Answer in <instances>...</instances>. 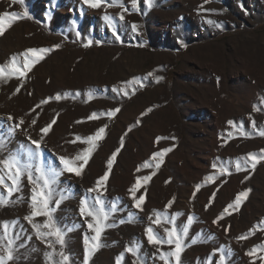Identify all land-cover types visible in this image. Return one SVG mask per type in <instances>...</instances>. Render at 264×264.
Instances as JSON below:
<instances>
[{
  "label": "rangeland",
  "instance_id": "1",
  "mask_svg": "<svg viewBox=\"0 0 264 264\" xmlns=\"http://www.w3.org/2000/svg\"><path fill=\"white\" fill-rule=\"evenodd\" d=\"M120 2L127 11L111 0L100 8L84 0H0V14H20L0 36V65L13 56L21 60L28 48L51 49L23 80L0 78V160L16 155L31 166L9 195L10 173L0 164L6 202L0 204V256L11 250L8 264H60L55 237L41 239L33 227L47 218L25 219L34 187L28 175L39 181L36 168L42 167L62 172L51 186L50 209L65 233L69 264H84L85 236L90 247L95 243L88 228L95 221L81 214V200L107 215L89 264H177L165 256L175 249L165 229H175L183 242L179 264H219L220 255L226 264H264V0H138L135 8L131 0ZM93 113L97 118L89 120ZM105 125L81 175L64 171L59 157L81 163L75 157L88 147L83 141ZM29 137H43L39 156L29 158L28 149L35 153ZM164 148L171 150L154 160ZM117 149L98 205V193L88 190L97 187ZM248 153L258 158L255 169L237 171ZM144 176L151 179L144 183ZM137 179L136 199L144 196L139 208L128 191ZM246 190L240 206L224 212ZM148 228L165 242L149 243ZM242 235L247 239H237Z\"/></svg>",
  "mask_w": 264,
  "mask_h": 264
},
{
  "label": "snow or ice",
  "instance_id": "2",
  "mask_svg": "<svg viewBox=\"0 0 264 264\" xmlns=\"http://www.w3.org/2000/svg\"><path fill=\"white\" fill-rule=\"evenodd\" d=\"M23 0H21V3ZM106 0H84V3L87 4L88 6L92 8H100L102 4H104ZM150 2V0H149ZM207 2V0H206ZM132 7L135 8L138 5V0H131ZM110 6H120L121 8H124L123 4H121L120 0H111ZM124 11H127L126 8H124ZM25 17L28 16L27 10H25L24 14ZM20 18V14L17 12H8L5 11L3 14H0V36H3L6 33L7 28L11 27V22H14ZM104 19L109 22V25L111 26V20L112 18L105 15ZM120 19L123 20L124 16L123 14L120 15ZM6 21L7 27H6ZM133 30L136 29V25H132ZM116 35V33H113ZM117 38H119L117 36ZM54 48H59V45H55ZM51 49L49 48H28L24 52L20 53L19 56L22 57L21 60L17 59V56H13L11 58V62L8 63L7 65H0V78H5L6 76L8 77H15L18 80H23L24 78L27 77L28 73H30L34 66L43 60L45 58L44 54L50 52ZM149 76L152 75V73L148 74ZM159 79V78H158ZM219 79V78H218ZM23 85H21L22 87ZM20 91V87L16 89V92ZM127 95L128 93L125 91L124 93ZM61 97L57 95L55 97L56 100H59ZM51 99V98H49ZM48 101H42V103H47ZM39 107V105H37ZM120 111L119 108H116L114 110H111L107 113L109 117L114 116L116 113ZM148 111H151V109H148ZM143 115V114H142ZM97 115L96 113H93L91 116L88 117L89 120L96 119ZM8 120H14V118L9 115ZM24 121L23 119L20 120L19 124H16L15 127L18 128L20 127L21 124H23ZM36 123L35 120L32 121V124L34 125ZM56 123V119H53L50 123H48L44 128L41 129V132L44 134H47L48 131L52 128V126ZM232 121H229V124H232ZM253 127H255V122H253ZM105 128L100 127L96 132L95 135H90L86 138V140L83 141V143L87 144L88 147L82 149V152L75 157L76 161H81V163L77 164L74 166V161L72 158H66L64 156L59 157L60 164L63 167V170L68 172V173H74L76 176H80L82 173V169L85 164L88 163V160L92 153L95 151L97 147V141L102 139L104 134H105ZM241 135H245L244 133H241ZM260 136H264V131L259 132ZM175 139V137H172ZM31 145H34L35 147V153L32 152L31 149H28V156L31 158L33 155L39 156V154L42 151V142H43V137L41 139H32L31 137L28 138ZM80 137H77V140H80ZM162 139L161 137H157V141ZM75 143V141H73ZM123 144V138L121 139V145ZM170 148H164L160 152L153 153V159L162 161V157L165 153L170 151ZM264 151V150H262ZM117 152H119V149L116 150V152L112 153L111 158L107 161V168L108 171L104 173L102 177H100L96 184L97 187L93 189H89V192L96 191L98 193V197L95 200V203L100 205L102 204V200L99 199V189L104 185V182L108 180L109 172L112 168L113 161L116 158ZM240 161H243L241 163ZM258 158L256 157L255 154L253 153H248L246 157H241L237 163H236V170H247L249 167L252 169H255L257 163H258ZM0 164L3 165V168L7 170L10 173V179L12 180V186L7 187V192L9 195L13 192L15 188L18 187L17 181L21 176V173L24 169H30V165H22L21 160L19 156L12 155L9 156V158L0 160ZM150 165L148 162H145L143 167H149ZM157 168L160 166V162H157L155 165ZM215 168L216 165H213ZM15 170V171H13ZM139 170V169H138ZM227 170L222 169L220 174L223 175ZM36 172L39 173V181H42V184L34 180L31 173L29 172L28 175V180L29 182L34 184V187L32 189L33 195L31 197V216L25 217V219H28L30 223H32V217H46L47 220L43 225L40 224H33V227L36 229L38 237L41 239H44L45 237H55V243L59 244L61 246V251L58 253L60 257V264H69V256L65 254L63 251V247L65 246V233L62 232V230L59 227H56L55 224L53 223V218H52V213L50 209V202L52 200V191H51V186L56 183L58 177L62 175L61 171L58 170H52L50 173H46L42 167H37ZM151 179V176H144L143 181L144 183H147ZM206 180L212 181L214 180L213 176H208L205 178ZM247 179V177H245ZM0 185H4V177L0 176ZM141 181L140 179H137L136 183L128 190L130 194H132L133 199H136V192L138 189L141 187ZM197 190H199V185L196 186ZM248 195V191H242L237 194L235 197L234 204H229L225 207L224 212H228L230 208L236 207L238 208L241 204L242 199L246 198ZM215 196V193H213V198ZM211 199V198H210ZM144 200V196L141 195L138 199H136V207H140L141 202ZM60 200H56L55 203L57 206L60 204ZM6 203L2 198H0V204ZM81 207H80V212L82 215L91 217L95 223H88V228L95 233L93 237H91V240L94 241L90 245V240L88 236H85L83 238V243H84V264H89V259L90 255L94 253L96 250L101 247L99 240L101 237V233L103 231V221L107 219V215L104 214L103 208L99 209V211L90 209L86 200H81L80 202ZM171 205V202H169V207ZM179 215V214H177ZM189 224L191 223V217H189ZM216 221H214L215 223ZM5 230H7V223L4 225ZM48 229V231H41V229ZM67 231H72V229H67ZM165 232L167 234V243L169 245L174 244L175 249L171 253L165 254L174 256L176 258L177 264H179V259H180V253L182 251V240L180 236L177 234L175 229L168 230L165 229ZM183 232L185 235H187L188 228L184 227ZM147 234V239L148 242L153 244V245H159L161 243H164L165 241L161 240L155 234L153 233V230L151 228H148L146 231ZM237 239L243 240L247 239L246 236H240ZM48 247H53V243L49 242ZM260 249H264V244L259 246ZM127 251L131 253L133 256H136L137 252L135 248H128ZM256 252V248L254 247L252 250L249 251L248 255L252 256ZM165 256H161V259H165ZM49 258L51 259V254H49ZM14 259L13 253L11 250H7L6 254L3 256H0V264H8L9 261H12ZM264 259V257H262ZM119 264V261L117 262ZM167 264V262H166ZM219 264H226V257L225 255H220L219 256Z\"/></svg>",
  "mask_w": 264,
  "mask_h": 264
}]
</instances>
